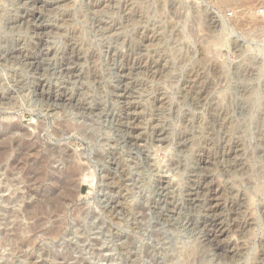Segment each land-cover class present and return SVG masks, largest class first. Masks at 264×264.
I'll return each instance as SVG.
<instances>
[{
    "label": "rangeland",
    "instance_id": "obj_1",
    "mask_svg": "<svg viewBox=\"0 0 264 264\" xmlns=\"http://www.w3.org/2000/svg\"><path fill=\"white\" fill-rule=\"evenodd\" d=\"M261 8L0 0V124L79 173L59 236L23 253L0 237V264H264ZM90 170L94 186L79 184Z\"/></svg>",
    "mask_w": 264,
    "mask_h": 264
},
{
    "label": "bare ground",
    "instance_id": "obj_2",
    "mask_svg": "<svg viewBox=\"0 0 264 264\" xmlns=\"http://www.w3.org/2000/svg\"><path fill=\"white\" fill-rule=\"evenodd\" d=\"M230 1V0H225ZM2 10V9H1ZM251 14V13H250ZM249 14V15H250ZM251 17V16H250ZM104 27V26H103ZM3 30V29H2ZM22 51V50H21ZM8 55V54H7ZM15 55V54H14ZM26 58V57H25ZM9 60V59H8ZM131 73V72H130ZM46 81V80H45ZM43 86V85H42ZM48 89V88H47ZM46 90V89H45ZM55 91V90H54ZM59 92V91H58ZM35 93V92H34ZM31 95V94H30ZM66 96V95H65ZM18 97V96H17ZM26 97V96H25ZM20 98V97H19ZM31 99V98H30ZM35 99V98H34ZM57 99V98H56ZM67 99V98H65ZM219 100V99H218ZM21 101V98H20ZM157 101V100H156ZM204 102V101H203ZM251 102V101H250ZM22 103V102H21ZM26 103V102H25ZM218 103V102H217ZM58 104V103H57ZM70 104V103H69ZM76 104V103H75ZM66 105V104H65ZM58 106V105H57ZM70 106V105H69ZM128 106V105H127ZM136 106V105H135ZM229 106V105H228ZM2 107V106H1ZM48 107V106H47ZM119 107V106H118ZM207 107V106H206ZM215 107V106H214ZM45 108V107H44ZM75 108V107H74ZM79 108V107H78ZM79 110V109H78ZM116 110V109H115ZM60 111V110H59ZM58 111V112H59ZM84 111V110H83ZM101 112V111H100ZM103 112V111H102ZM138 112V111H137ZM229 112V111H228ZM53 114V113H52ZM59 114V113H58ZM124 114V113H123ZM203 114V113H202ZM104 117V116H103ZM128 120V119H127ZM12 119L7 120L6 125L0 124V135L5 136L9 143L0 147V168L4 182L0 183V218L4 216V230L0 233L1 239L5 245L12 246L13 252H24V249L32 247L40 237L46 240H54L59 236V232L66 225L67 211L70 205H74L73 184L72 179L78 175L75 172L78 169L69 170V166L73 164L72 156L69 157L65 153L54 152L43 148L40 140H35L32 143L25 144L13 141L14 137L19 134L22 137L27 135V132L17 130L13 127ZM86 124V123H85ZM97 124V123H96ZM64 129L65 124H63ZM80 125V124H79ZM73 126V124H72ZM58 127V126H57ZM68 127V126H67ZM62 128V124L60 126ZM70 128V126L68 127ZM74 128V127H73ZM85 128V127H84ZM53 129V128H52ZM51 129V130H52ZM59 129V127H58ZM75 129V128H74ZM77 129V128H76ZM36 130V129H35ZM63 130V128H62ZM71 130V129H70ZM79 130V129H78ZM64 131V130H63ZM74 131V130H73ZM53 132V131H52ZM66 132V131H65ZM139 133V132H138ZM32 134V133H31ZM54 135H61L59 130L54 129ZM65 134V133H64ZM87 134V132H86ZM91 134V133H90ZM240 135V134H239ZM33 136V135H32ZM92 136V135H91ZM26 137V138H27ZM31 137V136H29ZM38 138V137H37ZM1 139V138H0ZM39 139V138H38ZM241 139V138H240ZM23 141V139L21 138ZM159 140V139H158ZM25 141V140H24ZM130 143V142H129ZM144 143V142H143ZM126 146V145H125ZM164 147V146H163ZM137 149V148H136ZM65 150V149H64ZM67 150V149H66ZM65 150V151H66ZM163 150V149H162ZM5 152L2 154L1 152ZM9 152L12 154L9 156ZM63 152V150H62ZM115 154V153H114ZM12 155L14 160L11 161ZM70 155V154H69ZM108 155V154H107ZM9 156V157H8ZM5 157H8L5 160ZM100 158V157H99ZM80 160V158L77 157ZM90 160V158H87ZM5 160V161H4ZM70 160V161H69ZM99 161V160H98ZM117 161V160H116ZM83 162V161H82ZM100 162V161H99ZM114 162V161H113ZM88 163H91L88 161ZM57 164L59 167L55 169L52 166ZM97 165V164H96ZM65 167L63 170L61 167ZM179 166V165H178ZM135 167V166H134ZM60 168V169H59ZM64 168V169H65ZM76 168V166H75ZM117 168V167H116ZM166 168V167H165ZM62 169V170H61ZM86 169V168H84ZM79 171V170H78ZM84 171V170H83ZM82 171V172H83ZM91 171V170H90ZM168 171V170H167ZM178 171V170H177ZM81 172V173H82ZM82 174L78 179V183L88 182L94 186L95 174ZM115 172V171H114ZM137 172V171H136ZM1 173V172H0ZM143 173V172H142ZM104 174V173H103ZM164 174V173H163ZM1 176V175H0ZM1 176V177H2ZM79 176V175H78ZM77 176V177H78ZM142 176V175H141ZM100 177V176H99ZM77 179V178H76ZM101 179V178H100ZM76 181V180H75ZM136 182V181H135ZM167 182V181H166ZM77 184V182H75ZM110 183V182H109ZM198 183V182H197ZM197 185V184H196ZM139 186V185H138ZM166 186V185H165ZM190 186V185H189ZM194 186V185H193ZM14 188V190H12ZM122 188V187H121ZM166 189V188H165ZM143 190V189H142ZM207 191V190H206ZM205 191V192H206ZM9 194L7 197L1 194ZM196 193V192H195ZM198 193V192H197ZM121 194V193H120ZM186 194V193H185ZM72 196V197H71ZM145 197V196H144ZM203 197V196H202ZM242 197V196H241ZM199 198V197H198ZM148 200V199H147ZM207 200V199H206ZM205 200V201H206ZM201 202V201H199ZM15 209L8 211L9 206ZM145 205V204H144ZM152 205V204H151ZM201 205V204H200ZM217 205V204H215ZM124 207V206H123ZM130 207V206H129ZM208 207V206H207ZM210 207V206H209ZM212 209V208H211ZM210 209V210H211ZM228 209V208H227ZM117 210V209H116ZM125 210V209H124ZM209 210V211H210ZM87 211V210H86ZM122 211V210H121ZM120 211V212H121ZM134 211V210H133ZM117 212V211H116ZM83 213V212H82ZM81 210H78V215H81ZM119 213V212H118ZM141 213V212H137ZM128 214V213H127ZM133 214V213H132ZM217 214V213H216ZM138 215V214H137ZM145 215V214H144ZM205 217V216H204ZM214 217V216H213ZM84 219V218H82ZM87 219V218H86ZM116 219V218H115ZM145 219V217H144ZM213 219V218H212ZM211 219V220H212ZM217 219V218H216ZM168 220V219H166ZM210 221V220H209ZM213 221V220H212ZM143 222V221H142ZM141 222V223H142ZM208 222V221H207ZM93 223V222H92ZM223 223V222H222ZM1 224V223H0ZM82 224V223H81ZM203 224V223H202ZM128 225V224H127ZM198 225V224H197ZM205 225V224H203ZM102 226V225H101ZM209 227V226H208ZM216 227V226H215ZM77 231L81 228L76 227ZM79 228V229H78ZM108 228V227H107ZM203 228V227H202ZM97 230L102 231L103 228L97 227ZM206 229V228H205ZM217 231V230H215ZM223 231V230H222ZM73 232V231H72ZM161 233V232H160ZM217 233V232H216ZM220 233V232H219ZM81 234V233H80ZM162 234V233H161ZM122 236V235H121ZM74 237V236H73ZM159 237V235H158ZM162 237V235L160 236ZM103 239V238H102ZM202 239V238H201ZM166 240V239H165ZM121 241V240H120ZM100 242V241H99ZM119 242V241H118ZM162 242V241H160ZM206 242V241H205ZM210 242V241H209ZM3 243V244H4ZM101 243V242H100ZM127 244V242H125ZM194 244V243H193ZM197 244V243H196ZM208 245V244H207ZM3 246V245H2ZM68 246V245H67ZM192 246V245H190ZM199 246V245H198ZM193 247V246H192ZM191 248V247H190ZM188 249V248H187ZM193 249V248H192ZM186 250V249H185ZM194 250V249H193ZM198 250V249H197ZM202 250V249H201ZM162 257L166 256L162 250ZM230 251V250H229ZM185 252V251H184ZM194 252V251H193ZM192 252V253H193ZM201 252V251H200ZM65 254V253H64ZM156 254V253H155ZM181 254V253H180ZM225 254V253H224ZM136 255V254H135ZM157 255V254H156ZM67 256V255H66ZM184 256V255H183ZM222 256V255H221ZM237 256V255H236ZM155 256H148V258ZM188 257V256H187ZM199 257V256H198ZM197 257V258H198ZM184 258V257H183ZM189 258V257H188ZM192 258V256L190 257ZM69 259V258H68ZM202 259V258H201ZM188 260V259H186ZM199 260V259H198ZM200 261V260H199ZM198 261V262H199ZM158 262V261H157ZM179 262V261H178ZM183 262V261H182ZM189 262V261H188ZM170 263V262H169ZM181 263V262H180ZM186 263V262H185ZM194 263V262H193ZM197 263V262H196ZM10 264V263H9ZM150 264V263H149ZM184 264V262L182 263ZM213 264V263H212Z\"/></svg>",
    "mask_w": 264,
    "mask_h": 264
},
{
    "label": "built area",
    "instance_id": "obj_3",
    "mask_svg": "<svg viewBox=\"0 0 264 264\" xmlns=\"http://www.w3.org/2000/svg\"><path fill=\"white\" fill-rule=\"evenodd\" d=\"M258 13H259L260 18L264 22V8L259 9Z\"/></svg>",
    "mask_w": 264,
    "mask_h": 264
}]
</instances>
